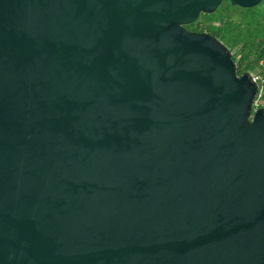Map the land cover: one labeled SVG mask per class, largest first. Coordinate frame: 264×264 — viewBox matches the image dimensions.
Returning a JSON list of instances; mask_svg holds the SVG:
<instances>
[{
	"label": "water",
	"instance_id": "1",
	"mask_svg": "<svg viewBox=\"0 0 264 264\" xmlns=\"http://www.w3.org/2000/svg\"><path fill=\"white\" fill-rule=\"evenodd\" d=\"M220 3L0 0V264H264L258 84L184 27Z\"/></svg>",
	"mask_w": 264,
	"mask_h": 264
},
{
	"label": "trees",
	"instance_id": "2",
	"mask_svg": "<svg viewBox=\"0 0 264 264\" xmlns=\"http://www.w3.org/2000/svg\"><path fill=\"white\" fill-rule=\"evenodd\" d=\"M184 27L206 31L220 40L231 52L238 75L259 70V60L264 56V0L245 8L221 0L214 12L200 13ZM258 85L257 98H264V82Z\"/></svg>",
	"mask_w": 264,
	"mask_h": 264
},
{
	"label": "built area",
	"instance_id": "3",
	"mask_svg": "<svg viewBox=\"0 0 264 264\" xmlns=\"http://www.w3.org/2000/svg\"><path fill=\"white\" fill-rule=\"evenodd\" d=\"M250 76H251V80L256 82L257 84L264 82V56L259 60V70L257 72H251ZM258 91H259V85H258ZM257 96H258V92L254 100L253 107L254 105H256L258 101Z\"/></svg>",
	"mask_w": 264,
	"mask_h": 264
},
{
	"label": "rangeland",
	"instance_id": "4",
	"mask_svg": "<svg viewBox=\"0 0 264 264\" xmlns=\"http://www.w3.org/2000/svg\"><path fill=\"white\" fill-rule=\"evenodd\" d=\"M254 72V71H253ZM264 107V98H259L256 105H254V108L255 107Z\"/></svg>",
	"mask_w": 264,
	"mask_h": 264
}]
</instances>
